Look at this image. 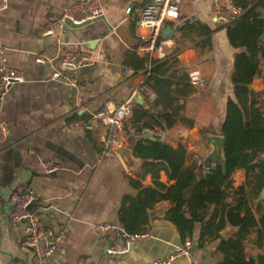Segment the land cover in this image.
<instances>
[{"label": "crops", "instance_id": "crops-1", "mask_svg": "<svg viewBox=\"0 0 264 264\" xmlns=\"http://www.w3.org/2000/svg\"><path fill=\"white\" fill-rule=\"evenodd\" d=\"M78 1L9 0L8 8L0 16V43L6 48L7 64L25 73L23 83L0 97V117L9 128L7 140L0 143V264H149L168 258L186 242L192 244L193 261L220 264L221 256L217 254L220 241L200 247L199 231L193 241L185 240L165 219L171 208L167 201L151 212L149 231L125 257L108 254L112 236L99 227L111 225L123 229L119 222L122 199L125 195L136 197L138 193L130 185V179H137L142 165L129 148L127 130L132 133L134 130L131 122L125 127L124 151L105 154L99 134L79 130L73 123L114 110L148 86L147 75L130 78L125 72L126 54L136 51V24L146 0H102L111 29L99 23L87 32L66 28L54 35L42 34L48 24L60 20ZM249 1L256 4L262 0ZM213 4L214 0H183L179 19L167 22L164 28L172 27L174 35L166 38L163 34L166 43L160 49L166 59L176 57L187 67L190 82L194 77L208 82L205 89L191 84L198 93L190 99L187 115L195 120L196 126L186 138L184 135L167 141L175 148L180 144L187 148L188 165L192 156L218 160L209 139L221 137L227 104L234 98L235 58L243 51L230 44L227 28L215 19ZM196 22L211 29L212 47L204 54L196 46L201 38L195 33L183 35L179 30ZM96 36L98 44L86 46L97 40ZM76 50L87 51L91 56L89 63L77 72L64 70L62 58ZM40 56L44 58L42 63L37 61ZM152 58L165 60L159 58V52ZM56 72L62 74L59 79H53ZM255 86L263 90L255 91ZM250 89L263 92L264 81L256 79ZM149 107L150 102L148 108H142ZM202 131L208 136L203 137ZM48 160L59 164L61 170L45 174L42 165ZM246 178V170H237L232 177L234 187L238 188ZM141 181L155 187L151 175ZM160 181L173 184L164 172ZM27 191L36 196L32 209L41 227L56 234L65 233L59 251L50 258L44 256L48 241H42L33 250L23 246L25 226L11 218L15 208L12 195ZM235 232L228 226L221 238L228 240ZM254 237L252 234L250 239ZM173 264L190 261L179 258Z\"/></svg>", "mask_w": 264, "mask_h": 264}, {"label": "trees", "instance_id": "trees-1", "mask_svg": "<svg viewBox=\"0 0 264 264\" xmlns=\"http://www.w3.org/2000/svg\"><path fill=\"white\" fill-rule=\"evenodd\" d=\"M244 13L227 27L230 44L243 49L235 58L232 76L234 98L227 104L226 118L221 126L223 156L216 167L205 172L180 144L175 148L165 141L149 140L143 134L146 128L163 130L196 126L187 115L190 99L198 93L190 82L188 69L176 57L155 60L141 57L136 51L126 54L125 66L136 75L145 74V83L157 98L149 109L135 106L127 134L134 157L142 161L137 179L130 185L136 197L125 195L119 209V222L127 234H146L150 216L161 202H170L165 219L173 224L182 237L194 240L199 231V246L220 241L217 254L220 264H264V201L258 202L264 190V91L250 89L256 79L264 81V0L254 3L235 0ZM183 35L195 33L201 41L197 47L201 54L211 50V29L196 22L179 28ZM150 68V69H149ZM87 119V118H84ZM203 137L208 133L202 131ZM225 164V167H223ZM246 170V181L234 187L233 174ZM164 172L169 183L160 181ZM152 176L158 190L146 186L141 180ZM236 232L228 240L221 233L228 227ZM255 234L253 239L250 236Z\"/></svg>", "mask_w": 264, "mask_h": 264}, {"label": "built area", "instance_id": "built-area-1", "mask_svg": "<svg viewBox=\"0 0 264 264\" xmlns=\"http://www.w3.org/2000/svg\"><path fill=\"white\" fill-rule=\"evenodd\" d=\"M183 0H146L145 6L136 24L138 43L136 51L143 55L153 57L159 52L160 59H166V54L160 52L163 41L164 28L167 22L177 21L180 17L181 4ZM9 0H0V16L8 8ZM214 16L217 22L225 28L235 24L243 15V9L238 6L235 0H214ZM104 16L102 0H79L69 8L63 17L46 26L42 34L44 36L54 35L56 31L68 28L65 24L66 19H71L75 23H83ZM91 59L87 51L76 50L67 52L62 58V68L67 71H79L85 67ZM39 63L44 62L42 56L37 58ZM150 69V68H149ZM125 72L133 78L135 71L125 68ZM61 72H56L53 79H59ZM25 81V73L20 69L11 68L7 64L6 48L0 43V97L4 98L11 88ZM191 84L198 89H205L208 85L206 79L194 77ZM139 93L149 103L156 100L157 95L149 86H143ZM134 112V103L131 100L123 103L114 110L95 114L87 119H80L73 123L79 130L97 133L101 136L103 150L105 154L116 153L127 144L125 127L131 122ZM146 136H152L161 141L179 139L189 130L183 126L163 130L159 127L146 128L143 130ZM9 136L8 125L0 117V143L7 140ZM197 164L205 172L211 171L216 167V162L211 159L197 158ZM45 174L58 173L61 170L59 164L48 160L42 165ZM14 203V211L11 218L16 223H23L25 226V237L23 246L27 249H36L42 241H48L45 247L44 256L50 258L57 254L59 247L64 239V232L57 234L50 229L41 227L40 221L32 207L36 201L34 192L15 193L11 198ZM100 230L110 232L113 245L109 248L108 254L111 256H121L128 253L136 242L143 238L144 234H127L123 229L111 225H102ZM192 244L186 242L185 245L175 253L165 259H156L149 264H173L179 258H186L190 264H198L192 259ZM12 264H22L20 262Z\"/></svg>", "mask_w": 264, "mask_h": 264}, {"label": "water", "instance_id": "water-1", "mask_svg": "<svg viewBox=\"0 0 264 264\" xmlns=\"http://www.w3.org/2000/svg\"><path fill=\"white\" fill-rule=\"evenodd\" d=\"M99 23H105L107 26H109V24L107 23V20H106L105 16H102L100 18H96V19H93V20H88V21H85L83 23H75L71 19H66L65 20L66 26L68 28H70L71 30H74V31H82V30H85L87 32V31L93 30L94 29V26L98 25ZM109 28L111 29L110 26H109ZM83 35H85V34L83 33ZM100 35H103V34H100ZM173 35H174V31H173L172 27L168 26L164 30V37H166V38L173 37ZM98 42H99V38L97 37V40H95L94 42H89L88 44H86V46L93 47L96 44H98ZM254 90L255 91H262L263 88H260L258 86H255L254 87ZM131 102L134 103V104H137L139 106L148 108L147 101L144 99V97L140 93L135 94L133 96V98L131 99ZM186 137H187V134H185V138ZM146 138L149 139V140H153V141H157L158 140V139H156L155 137H152V136H146ZM159 141H161V140H159ZM209 142H211L213 144V146L215 147L214 155H216L217 158L219 160H221L222 159V152H223V143H224L223 137H217V136L211 137L209 139ZM129 148L130 149H133V147L131 145L129 146ZM125 149L126 148H121L119 151H124ZM258 162L264 164V158L258 159ZM223 167H225V164H223ZM154 189L158 190V188H156V187H154ZM262 201H264V190L262 191V193H261V195L259 197L258 202H262ZM132 249H133V246L130 248V251ZM126 254L127 253L122 254L120 257H125Z\"/></svg>", "mask_w": 264, "mask_h": 264}]
</instances>
